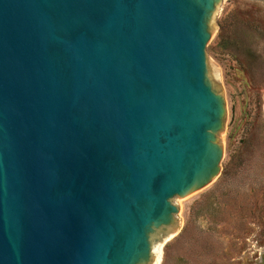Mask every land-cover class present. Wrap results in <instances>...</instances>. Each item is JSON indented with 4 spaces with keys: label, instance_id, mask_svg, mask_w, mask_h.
Here are the masks:
<instances>
[{
    "label": "water",
    "instance_id": "95a60500",
    "mask_svg": "<svg viewBox=\"0 0 264 264\" xmlns=\"http://www.w3.org/2000/svg\"><path fill=\"white\" fill-rule=\"evenodd\" d=\"M221 4L0 0V264H158L220 171Z\"/></svg>",
    "mask_w": 264,
    "mask_h": 264
},
{
    "label": "rangeland",
    "instance_id": "374dc122",
    "mask_svg": "<svg viewBox=\"0 0 264 264\" xmlns=\"http://www.w3.org/2000/svg\"><path fill=\"white\" fill-rule=\"evenodd\" d=\"M214 24L205 54L227 117L220 171L178 200L158 264H264V0H222Z\"/></svg>",
    "mask_w": 264,
    "mask_h": 264
},
{
    "label": "bare ground",
    "instance_id": "6f19581e",
    "mask_svg": "<svg viewBox=\"0 0 264 264\" xmlns=\"http://www.w3.org/2000/svg\"><path fill=\"white\" fill-rule=\"evenodd\" d=\"M169 238V237H168ZM162 245V244H161ZM160 248H161V246H160ZM159 253H160V249H159ZM160 257V256H159ZM159 261V260H158Z\"/></svg>",
    "mask_w": 264,
    "mask_h": 264
},
{
    "label": "trees",
    "instance_id": "16d2710c",
    "mask_svg": "<svg viewBox=\"0 0 264 264\" xmlns=\"http://www.w3.org/2000/svg\"><path fill=\"white\" fill-rule=\"evenodd\" d=\"M221 30H223V28H221Z\"/></svg>",
    "mask_w": 264,
    "mask_h": 264
}]
</instances>
